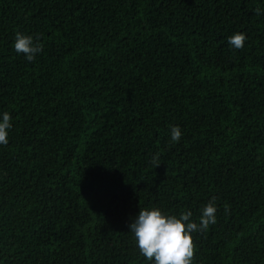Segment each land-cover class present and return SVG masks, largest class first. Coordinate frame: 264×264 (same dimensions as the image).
Segmentation results:
<instances>
[{
  "label": "trees",
  "instance_id": "16d2710c",
  "mask_svg": "<svg viewBox=\"0 0 264 264\" xmlns=\"http://www.w3.org/2000/svg\"><path fill=\"white\" fill-rule=\"evenodd\" d=\"M4 112L0 264H153L140 208L214 196L193 264H264V0H0Z\"/></svg>",
  "mask_w": 264,
  "mask_h": 264
},
{
  "label": "clouds",
  "instance_id": "9594fccd",
  "mask_svg": "<svg viewBox=\"0 0 264 264\" xmlns=\"http://www.w3.org/2000/svg\"><path fill=\"white\" fill-rule=\"evenodd\" d=\"M257 16L262 14V9H254ZM247 39L243 32H236L228 37V43L235 49L244 47ZM39 37L17 31L15 33L14 49L17 53H23L31 62L36 55L43 51V45ZM12 117L8 112L2 114L0 120V144H8V129L12 127ZM182 132L178 125L171 127V141L178 142ZM159 153L152 156L151 161L155 167L160 165ZM214 196L203 207L200 223L191 221V211L182 212L179 217L166 215L161 209L153 207L140 208L138 215L129 224V229L134 233L135 242L141 255L153 264H193L195 258V242L193 232L205 231L210 224L216 223V205ZM227 212L228 209L225 208Z\"/></svg>",
  "mask_w": 264,
  "mask_h": 264
}]
</instances>
